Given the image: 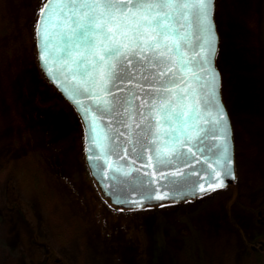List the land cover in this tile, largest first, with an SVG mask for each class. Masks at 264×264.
Masks as SVG:
<instances>
[{"label": "rangeland", "instance_id": "rangeland-1", "mask_svg": "<svg viewBox=\"0 0 264 264\" xmlns=\"http://www.w3.org/2000/svg\"><path fill=\"white\" fill-rule=\"evenodd\" d=\"M44 1L0 0V264H264V0H215L235 182L140 209L89 174L82 121L38 62Z\"/></svg>", "mask_w": 264, "mask_h": 264}, {"label": "snow or ice", "instance_id": "snow-or-ice-1", "mask_svg": "<svg viewBox=\"0 0 264 264\" xmlns=\"http://www.w3.org/2000/svg\"><path fill=\"white\" fill-rule=\"evenodd\" d=\"M49 9L52 10L49 18L58 13L66 18L65 25L71 35L80 32L83 36V45L75 44L77 59L73 61L76 70L84 76L83 94L89 91L97 93L96 107L103 114L113 116L114 121L124 128L127 125L122 123L124 116L121 113H126L129 105H134L136 111L128 113V117L135 115L144 121L135 126L142 135L137 136L129 148L138 161H143L146 147H153L148 140L155 136L153 127L160 125L170 127L164 136L166 139L170 137L179 146L172 147V160L186 163L188 159L194 158L191 149L187 153L183 151L188 139L181 142L180 135L189 129L190 121H199L202 114L196 106L191 111L178 106L180 100L187 99V94L178 95L171 89L178 84H185L186 78L182 72L189 64L198 70V74L194 73L191 77L197 82V91L202 94L206 88L208 91L200 100L203 105V124L195 125L197 136L193 147H199L211 138L210 146L201 152V156L206 151L208 156L204 164L211 162L220 171L215 173L214 181L209 173L208 182L202 184L199 190L195 186L200 183L199 177L190 185L174 186L171 199L178 197L183 201L189 195H203L208 190H214L213 184L222 188L225 185L221 181L236 179L231 123L218 98L219 73L213 65L217 43L214 22L210 18L213 0H67L66 3L55 5L45 3L38 10V23L40 14H45ZM68 20L71 24L67 23ZM187 28H193L194 42L189 40ZM185 48L193 51L191 60L184 59ZM68 59L73 60L71 51ZM177 64L179 68L173 71ZM205 76H210V80H204L201 84ZM126 85L135 86L129 88ZM73 91L76 95L82 94L80 88ZM105 96L108 99L105 100ZM144 112L155 113V116H144ZM120 147L121 144L110 142L107 151H115L119 158ZM158 164L172 167L170 160H159ZM116 171L120 172L121 169L117 168ZM123 175L131 178L133 193L138 186L143 189L140 196L144 203L129 206L149 205L154 189L150 184L144 186L147 178L137 176L135 171ZM175 175L180 176L181 173ZM163 187L167 188L168 185ZM126 193L127 189L114 195L119 200V196ZM158 199L168 198L160 196ZM119 202L128 204L127 200Z\"/></svg>", "mask_w": 264, "mask_h": 264}, {"label": "water", "instance_id": "water-1", "mask_svg": "<svg viewBox=\"0 0 264 264\" xmlns=\"http://www.w3.org/2000/svg\"><path fill=\"white\" fill-rule=\"evenodd\" d=\"M66 2L67 0H45L42 7L45 3L55 5ZM51 11L52 10L49 9L45 14H40L39 23L37 17L35 35L38 62L45 77L74 107L83 123L84 154L86 164L102 195L107 198L111 204L125 209H140L168 202H183L202 196L189 195L188 198L183 201L178 197L171 199V190L174 186L183 184L190 185L196 181L197 177H199L200 183H196L195 185L196 189L199 190L202 184L208 182L209 173L212 174V180L214 181L216 180L215 173L220 171V169L216 168L215 165L211 164V162L207 165L204 164L203 161L208 156L206 151L204 152V156H201V152L210 146L211 138L206 139L199 147H193L195 144V137L197 136L195 125L203 124V105L200 103V100L208 91L207 88L203 94L197 91V82L191 77L194 73L198 74V70L193 65L189 64L188 68L184 69L182 72V75L186 78L185 84H178L175 88L171 89L172 92H175L178 95L187 94V99L180 100L178 102V106L183 107L187 111H191V108L196 106L198 111L202 114L199 121H190L189 129L180 135L181 142L188 139V144L185 148H183V151L187 153L188 150L191 149L194 158L188 159L186 163H180L179 161L172 160L170 153L172 151V147L175 145V142L172 141L170 137L166 139L164 136V133L170 131V127L160 125L159 127H153L155 136L150 137L148 140V143H150L153 147H146L143 161H138L129 152V148L132 147L134 139L137 136L142 135V133L139 132L135 126L137 124L144 123V121L135 115H132L131 118L128 117V113H134L136 111L134 105H129L127 106V112L121 113V115L124 116L122 123L127 125V128H124L114 121L113 116L103 114V112L96 107L97 100L95 97L97 96V93L89 91L88 94H83L82 82L84 81V76L76 70V64L73 63V61L77 59L75 44L83 45V36L80 32H77L75 36L71 35L69 33V28L65 25L66 18L59 16L58 13L51 15L49 18V13ZM210 18L214 22V31L217 36L216 54L213 59V65L219 73L218 98L223 103L231 123L234 157L233 166L235 177H237L233 125L229 110L223 99L222 74L217 64L220 38L215 21V0H213V9ZM67 23L71 24V21L68 20ZM187 34L189 40L194 42L193 28H187ZM69 51L72 52L73 60L68 59ZM183 53L185 60H191L194 56L191 48L183 49ZM177 68H179V64H177L173 71H176ZM204 80H210V76L203 77L200 83L203 84ZM134 86L135 85H126V87L129 88ZM76 88H80L82 94L76 95L73 91V89ZM115 94L120 95V93ZM104 99L106 100L108 97L105 96ZM141 99L143 100V97H141ZM173 99H175V97H173ZM144 103L146 104L147 101H144ZM150 114L155 116V113H143L144 116H148ZM110 142L121 144V147L118 150L119 158L115 154V151H107ZM175 146L179 147L178 145ZM136 147L137 150H139V146L137 145ZM89 149H93V151L90 152ZM159 160H170L172 167L168 168L159 165ZM121 161H124V163L122 164ZM117 168L121 169V171L117 172ZM132 171H135L136 175L141 178H147L144 182L145 187L150 184V186L154 189L152 201L147 206H129L136 203H144L140 196V192L143 189L138 186L137 191L133 193L131 191V178L123 175L125 172ZM175 173H181V175L176 176ZM235 180L229 178L221 181V183H224L225 185L222 188L216 187L215 184H213L212 187L214 190H208L205 194L224 189L232 185ZM164 185H168V187H163ZM125 189H127L126 195H120L119 200H117V196L114 195V193L121 192ZM160 196L167 197L168 199L160 200L158 199ZM123 200H127L128 204L119 202Z\"/></svg>", "mask_w": 264, "mask_h": 264}, {"label": "trees", "instance_id": "trees-1", "mask_svg": "<svg viewBox=\"0 0 264 264\" xmlns=\"http://www.w3.org/2000/svg\"><path fill=\"white\" fill-rule=\"evenodd\" d=\"M38 14H39V12L37 13V17H38ZM37 17H36V19H37ZM37 21V20H36ZM36 21L34 22V24H33V27H32V33H33V37H34V39H36V35H35V27H36ZM64 98V97H63ZM65 99V98H64ZM66 100V99H65ZM66 102L67 103H69L67 100H66ZM70 104V103H69ZM71 105V104H70ZM72 106V105H71ZM73 107V106H72ZM74 108V107H73ZM83 131H84V129H83ZM89 170V169H88ZM89 174H90V171H89ZM90 176L92 177V175L90 174ZM93 178V177H92ZM93 180H94V178H93ZM95 181V180H94ZM210 194V193H209ZM206 195V194H205ZM203 196V195H202ZM200 197V196H199ZM107 199V198H106ZM108 200V199H107ZM186 201H188V200H186ZM184 202V201H183ZM169 203H174V202H169ZM180 203V202H179ZM121 208V207H120ZM125 209V208H124ZM264 224V223H263ZM255 241H257L256 240V238H254L253 240H252V243H256ZM260 244V243H259Z\"/></svg>", "mask_w": 264, "mask_h": 264}]
</instances>
